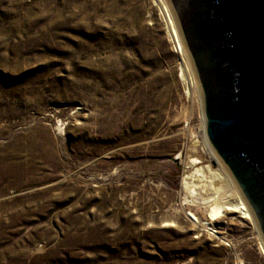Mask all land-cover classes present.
<instances>
[{
    "label": "rangeland",
    "instance_id": "obj_1",
    "mask_svg": "<svg viewBox=\"0 0 264 264\" xmlns=\"http://www.w3.org/2000/svg\"><path fill=\"white\" fill-rule=\"evenodd\" d=\"M168 30L161 0H0V264H264L182 185L218 160Z\"/></svg>",
    "mask_w": 264,
    "mask_h": 264
},
{
    "label": "water",
    "instance_id": "obj_2",
    "mask_svg": "<svg viewBox=\"0 0 264 264\" xmlns=\"http://www.w3.org/2000/svg\"><path fill=\"white\" fill-rule=\"evenodd\" d=\"M198 90L203 136L264 247V0H166Z\"/></svg>",
    "mask_w": 264,
    "mask_h": 264
},
{
    "label": "bare ground",
    "instance_id": "obj_3",
    "mask_svg": "<svg viewBox=\"0 0 264 264\" xmlns=\"http://www.w3.org/2000/svg\"><path fill=\"white\" fill-rule=\"evenodd\" d=\"M166 3L161 0V8L169 24V30L167 31L168 36L170 38V42L173 43V51L180 54L184 49L183 43L176 28L172 12ZM185 70V75L180 73L182 80H184L187 85H193V76L186 65ZM210 156L217 161L215 156L212 154H210ZM187 162L192 165V169L185 176H183L182 185L191 194H198V199H200L201 203L205 204V206L203 205L205 207V217L202 218L201 222L204 225H209V227L207 226V229H211L210 225L212 220L223 216L227 211L239 213L241 217L250 219L251 215L245 202L239 195L238 191L230 184L232 182H230L227 172L219 161H217L216 168H212L209 163H202L198 157L189 156ZM199 163L200 165L197 166ZM189 216L192 220L197 221L195 215L189 213Z\"/></svg>",
    "mask_w": 264,
    "mask_h": 264
},
{
    "label": "built area",
    "instance_id": "obj_4",
    "mask_svg": "<svg viewBox=\"0 0 264 264\" xmlns=\"http://www.w3.org/2000/svg\"><path fill=\"white\" fill-rule=\"evenodd\" d=\"M171 44L173 45V43L171 42Z\"/></svg>",
    "mask_w": 264,
    "mask_h": 264
}]
</instances>
